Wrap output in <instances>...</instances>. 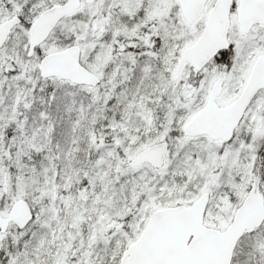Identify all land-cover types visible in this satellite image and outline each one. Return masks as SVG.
<instances>
[{
    "label": "snow or ice",
    "instance_id": "1",
    "mask_svg": "<svg viewBox=\"0 0 264 264\" xmlns=\"http://www.w3.org/2000/svg\"><path fill=\"white\" fill-rule=\"evenodd\" d=\"M0 264H264V0H0Z\"/></svg>",
    "mask_w": 264,
    "mask_h": 264
}]
</instances>
